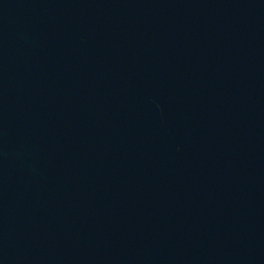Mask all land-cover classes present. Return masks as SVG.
I'll return each instance as SVG.
<instances>
[{
  "label": "water",
  "instance_id": "1",
  "mask_svg": "<svg viewBox=\"0 0 264 264\" xmlns=\"http://www.w3.org/2000/svg\"><path fill=\"white\" fill-rule=\"evenodd\" d=\"M0 264H264V0H0Z\"/></svg>",
  "mask_w": 264,
  "mask_h": 264
}]
</instances>
